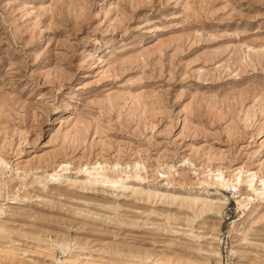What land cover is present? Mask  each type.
Listing matches in <instances>:
<instances>
[{"label":"rangeland","instance_id":"obj_1","mask_svg":"<svg viewBox=\"0 0 264 264\" xmlns=\"http://www.w3.org/2000/svg\"><path fill=\"white\" fill-rule=\"evenodd\" d=\"M264 0H0V264H264Z\"/></svg>","mask_w":264,"mask_h":264},{"label":"bare ground","instance_id":"obj_2","mask_svg":"<svg viewBox=\"0 0 264 264\" xmlns=\"http://www.w3.org/2000/svg\"><path fill=\"white\" fill-rule=\"evenodd\" d=\"M264 183V182H263Z\"/></svg>","mask_w":264,"mask_h":264}]
</instances>
